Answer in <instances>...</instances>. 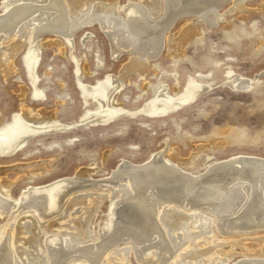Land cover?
Segmentation results:
<instances>
[{"label": "bare ground", "instance_id": "6f19581e", "mask_svg": "<svg viewBox=\"0 0 264 264\" xmlns=\"http://www.w3.org/2000/svg\"><path fill=\"white\" fill-rule=\"evenodd\" d=\"M247 1L250 0H134L122 5L118 0H3L0 74L4 78L10 75L14 59L20 55L27 83L22 85L19 97L28 94L36 102L44 101L46 89L38 86L40 49L55 47L62 53L65 47L60 39L63 40L71 50L77 77L79 67L72 52L73 38L81 29L96 24L107 35L112 54L126 50L129 61L116 76L106 75L93 85L77 79L83 106H95L93 110L86 109L79 124L86 128L105 127L121 117L167 118L210 91L212 83L204 81L207 75L199 74V80L188 77L179 91L173 74L177 84L171 92L160 81L151 88L153 97L138 110L129 111L116 98L128 84L130 75L144 81L150 69H157L151 61L163 47L175 44L179 49L185 41L198 37L200 22L206 28L218 23L227 28L230 14L253 11L246 8ZM227 4L231 8L221 12ZM185 17L193 19L174 39L169 34L171 28ZM48 34L56 39L43 42ZM212 65L226 66L222 69L225 85L232 88L250 91L259 84L257 78L243 81L230 63ZM83 71L89 74L87 68ZM50 74L47 70L44 77ZM55 100L64 102L61 97ZM54 114L21 106L10 122L0 121V158L23 151L31 140L72 128L59 123ZM204 148L197 146L189 158L181 159L179 151L167 143L142 164L123 160L106 181V189L93 194L80 190L79 184L89 180H85L89 178V169H83L75 174L82 181L59 179L44 186H29L14 199L9 194L14 181L2 177L5 168L0 169V219L7 217L0 226V264H132L128 259L130 252L136 264H218L220 259L230 264H264V237L231 242L232 246L242 242L243 258L236 262H231L236 255L233 249L223 257L220 250L223 242L237 233L242 236L264 231V159L234 155L217 160L210 155L205 157L203 172L184 171L183 168L192 167ZM43 164H18L13 169L20 177L24 173L38 174L31 171L41 170ZM106 199L108 218L98 231L99 242L93 243L89 219ZM78 211L84 212L78 216ZM62 215L65 219L60 220ZM46 229L52 235L46 238V252L41 255L37 252L42 250L38 248L37 235ZM15 245L33 252H18Z\"/></svg>", "mask_w": 264, "mask_h": 264}, {"label": "rangeland", "instance_id": "374dc122", "mask_svg": "<svg viewBox=\"0 0 264 264\" xmlns=\"http://www.w3.org/2000/svg\"><path fill=\"white\" fill-rule=\"evenodd\" d=\"M2 1L0 0V15ZM118 1L124 5L134 0ZM263 3L264 0L247 1L246 8L253 11L244 12L242 15L230 14L226 19L227 28L222 23L206 28L200 22L197 28L201 37L193 36L179 49L175 44L169 45L168 48L163 47L156 61H151L157 69H150L145 74L144 81L135 74L130 75L128 84L121 89L122 92L120 91L116 98L129 111L138 110L145 101L153 97L152 89L160 81L165 83L168 92H171L175 83L177 84L173 74L178 80L179 91L188 77H196L199 80L200 78L197 77L199 74L207 75L208 78L204 81L212 83L210 91H205V94L202 93L190 106L167 118L121 117L105 127L86 128L83 124H79L80 117L85 114L86 109L93 110L95 106L93 104L89 108L83 106L77 79L80 78L84 84L93 85L106 75L116 76L129 61L126 50L112 54L107 35L96 24L86 27V30L81 29L73 38L72 52L79 67L77 77L75 62L70 58L71 50L63 40L60 39L65 47L62 53L55 47L40 49L37 73L41 79L38 86L46 89V98L42 102L32 100L28 94L23 98L19 97L21 88L27 82L21 56H16L14 71L6 78L0 74V121L7 124L14 113L20 112L21 106H28L33 111L39 109L51 111L55 113L54 119L64 125H71L72 128L31 140L23 151L0 158V169L5 168L1 176L10 182L14 181L9 189L11 197L17 199L29 186H44L59 179L82 181L80 178L76 179L75 174L83 169H89V178L85 179L89 180L86 181L87 183L79 184L82 186L80 190H88L91 194L97 190L99 192L106 189V181L123 160L142 164L153 153L164 149L167 143L171 149L179 151L181 159L189 158L196 152L197 146H205L202 154L194 159L192 167L183 168L190 173L203 172L205 157L210 155L217 160H224L234 155H250L264 159ZM230 8L231 5L227 4L221 8V12ZM192 19L185 17L177 20L169 34L174 39L177 38L183 26ZM86 35L87 38L84 39ZM45 36L43 42L56 39L51 34ZM214 62L230 63L231 68L243 81L250 82L257 78L260 85L257 84L254 90L250 91L241 88L237 90L231 85H225L222 69L226 66L221 65V69L215 68L212 65ZM85 68L89 74L84 73ZM47 70H50L51 74L45 78L44 73ZM57 97H61L64 102H57L55 100ZM164 156L166 157L167 154L165 153ZM33 162L44 163L41 170L31 171L38 174L24 173L17 177L13 166ZM0 191H2L1 181ZM108 204L109 201L104 200L96 211L91 213L89 227L94 231L93 243L99 242L98 231L107 221ZM83 212L78 211L77 215L80 216ZM63 219L65 218L60 220ZM6 221L7 217L1 218L0 226ZM47 230L37 235L38 248L42 249L37 252L41 255L46 252V238L52 235V232ZM258 237H264L263 230L242 236L237 233L221 245L222 257L233 249L232 252L236 255L231 262L241 260L243 258L241 254L244 252L241 247L242 242L236 246H232L231 242ZM103 238L105 237L100 240ZM23 247L15 245L18 252L26 250L33 252L30 248ZM128 259L132 264L137 263L132 252ZM218 262L219 260L216 261ZM223 262L225 259H220L218 264Z\"/></svg>", "mask_w": 264, "mask_h": 264}]
</instances>
